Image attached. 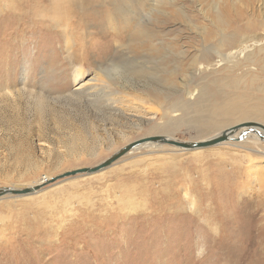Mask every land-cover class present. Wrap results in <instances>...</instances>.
Wrapping results in <instances>:
<instances>
[{"label": "rangeland", "instance_id": "obj_1", "mask_svg": "<svg viewBox=\"0 0 264 264\" xmlns=\"http://www.w3.org/2000/svg\"><path fill=\"white\" fill-rule=\"evenodd\" d=\"M46 2L0 0V188L94 166L148 135L207 139L224 120L209 106L229 97L264 108V0H100L97 14L112 21L79 28L71 49L30 17L47 14ZM113 64L122 74L108 79L99 69ZM201 89L210 95L193 108ZM247 136L233 142L264 148ZM142 147L95 173L0 196V264H264L259 151L249 161L243 145Z\"/></svg>", "mask_w": 264, "mask_h": 264}, {"label": "bare ground", "instance_id": "obj_2", "mask_svg": "<svg viewBox=\"0 0 264 264\" xmlns=\"http://www.w3.org/2000/svg\"><path fill=\"white\" fill-rule=\"evenodd\" d=\"M171 1V0H170ZM97 3H100V0H47V2H46V4H44L45 6L42 8V9H40V11H44L45 13H47V14H34L33 12L31 13L30 12V17L32 18V19H36V18H39L42 22H41V25L44 27V28H47L48 29V26H50L51 25V27L53 26V27H55V28H58L59 30H60V32H61V34H62V36H63V38H64V40H65V46H66V48L67 49H71V45H72V40H71V36H72V34H74L79 28H81V27H84V29H86L87 28V26H91V25H93L94 27H98V28H100L101 29V31H103L104 29H106V28H104L105 26H106V24L108 23V22H111L112 21V19L110 18V17H108V16H106V15H103V14H97V9H95L96 8V4ZM92 4V6H90L89 7V5H91ZM61 8H62V10H63V14L61 13ZM57 10V11H56ZM42 11V12H43ZM54 11H55V14H54ZM94 12V13H96V14H94L96 17H89V16H86V14H84V13H86V12ZM120 11V9H119V7L117 6V7H115L114 8V12L115 13H118V14H122V13H120L119 12ZM124 11V9H122V12ZM109 12H112V10L110 9L109 10ZM27 12H25V15L24 14H22V15H24V17H26V14ZM51 13H53V14H51ZM40 16H42V17H40ZM120 16H122V15H120ZM16 17V16H15ZM23 17V16H22ZM43 17L46 19V20H44L43 19ZM87 18H89V19H87ZM45 22H47L48 24H45ZM50 23V24H49ZM34 24V23H33ZM97 29V28H96ZM89 33V32H88ZM94 33V32H93ZM96 33V32H95ZM78 34V33H77ZM80 34V33H79ZM86 35V34H85ZM79 36V35H78ZM245 48H247L245 45L243 46V49H245ZM75 50V49H74ZM246 50V49H245ZM253 50V49H252ZM251 51V50H250ZM244 51H242V53H243ZM233 53H235V52H233ZM229 54H231V51H229V53H227V54H224L223 56H222V58L223 59H225ZM69 55H70V57H73L74 59H76L75 57H77V55L76 54H74V51H70L69 52ZM227 55V56H226ZM251 54H247L246 56H244V58L246 59V60H248L249 61V64L251 65V67H252V69H254L255 67H256V65H258L259 64V58H257V57H259V55H253L252 57H254L255 56V58L254 59H250L249 58V56H250ZM118 66L119 65H117V64H113V65H111V67L110 68H105V69H103V68H100L99 70H101L103 73H104V75L108 78V79H111V78H113V77H115V76H113L112 74H114V75H117L118 73H119V75L120 74H122L120 71H119V68H118ZM259 66V65H258ZM74 69H73V76H74V81H76L77 79H79L80 80V78L84 75V73H83V68L81 67V65L79 64V65H75L74 67H73ZM121 76V75H120ZM224 87V86H223ZM236 87L238 88V84H236ZM217 88V87H216ZM124 89V88H123ZM29 90V89H28ZM155 90V92L158 94V95H160V96H162V92L160 93V92H158V90L157 89H154ZM223 92V89H221V88H217L216 89V91L214 92L215 94H221ZM209 94L210 95V93L209 92H207V90L206 89H201L200 90V92L198 93V96H197V98L195 99V100H193V101H195V102H193V103H195V104H193L192 102H191V104H192V107L193 108H196V107H198L200 104H201V102L200 101H198V99H200V97L202 96V95H206V94ZM244 94V93H243ZM243 94H240L239 96H240V98H241V96H244ZM146 95V97L148 98V100H150L151 102H155V103H157V104H159V105H161V101L158 99V98H152L151 96H149V95H147V94H145ZM164 95V94H163ZM204 95V96H205ZM203 96V97H204ZM238 95H237V97H239ZM165 98V97H164ZM205 99V98H204ZM240 100V99H239ZM264 100V99H263ZM203 101V100H202ZM198 102H200V103H198ZM225 102L227 103L226 104V106H212V105H210L209 107L210 108H214V111H210L209 113H220V114H222L223 116H224V120L220 123V124H217L216 126H215V129L216 130H218L219 129V132L218 133H216L214 136H217V135H219V134H221L223 131H227V130H229L231 127H233V126H231V124H228L229 123V121L230 120H228L230 117H228V116H230V115H233V116H235V115H237L238 116V119L239 120H241L242 122L241 123H243V122H254V123H256L257 125H251V127H248V126H245V127H241V128H239L237 131H235V133H233V134H231L230 135V138L229 139H227V140H222V141H220V142H218V143H216L215 145H225V144H232V145H239V146H244V149H246L247 151V153H245V155L247 156L246 158V160H249V161H252L253 160V155L250 153V152H253V153H255V150L256 151H259V159H261V158H264V148L263 149H253V148H250V147H248V146H246V145H244V143H237V142H233V140L234 139H236V138H238V136H240V134L241 133H243V132H245L246 130H249L248 132H247V139L248 138H250V139H252L254 142H258L257 141V137H258V135L256 134V133H259L261 136H263L264 137V125H260V123L262 122V123H264V108L263 109H261L262 107H259V106H251V107H243L242 108V104H240L239 102H238V100H236V99H234V98H231V97H229V98H226L225 99ZM260 102V101H259ZM197 104V105H196ZM261 104V103H260ZM263 105V104H262ZM261 105V106H262ZM244 106V105H243ZM264 106V105H263ZM213 113V114H214ZM249 120H252V121H249ZM254 120H257V121H259L260 123H258V122H255ZM261 120V121H260ZM197 122V121H196ZM196 122H195V124H196ZM240 123V124H241ZM197 124L199 125V129L201 130L202 129V127H204L205 126V124H201L200 122L198 123L197 122ZM228 124V125H227ZM226 125V126H225ZM238 125V124H237ZM260 125V126H259ZM172 126V124L171 123H167V122H164V123H162L161 125H158V130H160V132H165V130L166 129H168V128H170ZM167 127V128H166ZM196 127V126H195ZM198 127V126H197ZM201 127V128H200ZM151 128V127H150ZM155 130H157V129H155ZM168 131V130H167ZM167 136H169V135H167ZM214 136H212V137H214ZM169 137H171V136H169ZM209 138H211V137H209ZM208 139V138H207ZM244 139H246V138H244ZM260 139V138H259ZM205 140V139H204ZM249 141V140H248ZM248 141H246V142H248ZM245 142V141H244ZM146 145H150V146H155V145H161V144H158V143H152V142H144V143H141V144H138V145H136L135 147H133L132 149H130L131 151H134V150H136V149H139V148H141L142 146H146ZM211 146H213V145H211ZM262 146V145H261ZM262 147H264V146H262ZM143 148V147H142ZM204 148V147H203ZM195 149H198V148H194V150ZM129 150V151H130ZM178 150H184L183 148H179L178 147ZM189 150H193V149H189ZM128 151V152H129ZM256 153H258V152H256ZM264 160V159H263ZM250 168H252V169H254V171H260V165H259V162H252V163H250ZM42 179V178H41ZM40 179V180H41ZM44 180H41V181H38V182H36V183H34V184H32V185H30L29 187H34V186H38L39 184H42V183H44L45 181H47L48 179H50V176H45L44 178H43ZM38 191V189H35L34 191H32L31 193H28V194H32V193H34V192H37ZM28 194H19V196H24V195H28ZM130 199H128V201H129ZM127 202V201H126Z\"/></svg>", "mask_w": 264, "mask_h": 264}, {"label": "water", "instance_id": "obj_3", "mask_svg": "<svg viewBox=\"0 0 264 264\" xmlns=\"http://www.w3.org/2000/svg\"><path fill=\"white\" fill-rule=\"evenodd\" d=\"M251 125H257L254 122H243L241 124L235 125L231 127L227 131H223L221 134L205 139V140H199V141H190V140H178L176 138L169 137L167 135H148L141 138H138L132 142H129L128 144L124 145L123 147L119 148L117 151H115L113 154H111L109 157H107L105 160L101 161L100 163L91 166V167H80L73 170L65 171L61 174H58L56 176L51 177L48 181H54L59 178H64L68 176H73L78 173L83 174H91L95 173L97 171H100L109 165H111L115 160H117L119 157L123 156L125 153H127L130 149L135 147L138 144L144 143V142H152V143H158V144H169L173 145L175 147L183 148L184 150L194 149V148H203V147H209L211 145H214L222 140H227L230 138V135L235 133L239 128L241 127H251ZM261 125V124H260ZM259 125V126H260ZM258 126V125H257ZM249 130H246L245 132L241 133L240 136L237 138V140L243 139V137H246V134ZM261 141H264V137L261 136L259 133H256ZM42 184H39L38 186L34 187H25L21 189H15L13 187H1L0 188V196H2L5 193H11L14 195L18 194H28L34 191L35 189H38L39 186Z\"/></svg>", "mask_w": 264, "mask_h": 264}]
</instances>
